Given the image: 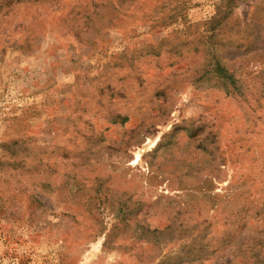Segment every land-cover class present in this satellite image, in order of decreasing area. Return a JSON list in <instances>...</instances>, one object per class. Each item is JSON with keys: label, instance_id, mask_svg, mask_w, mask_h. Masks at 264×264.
Masks as SVG:
<instances>
[{"label": "rangeland", "instance_id": "374dc122", "mask_svg": "<svg viewBox=\"0 0 264 264\" xmlns=\"http://www.w3.org/2000/svg\"><path fill=\"white\" fill-rule=\"evenodd\" d=\"M0 264H264V0H0Z\"/></svg>", "mask_w": 264, "mask_h": 264}, {"label": "bare ground", "instance_id": "6f19581e", "mask_svg": "<svg viewBox=\"0 0 264 264\" xmlns=\"http://www.w3.org/2000/svg\"><path fill=\"white\" fill-rule=\"evenodd\" d=\"M140 157H141V154H140V153H138L135 163H138V162H140Z\"/></svg>", "mask_w": 264, "mask_h": 264}]
</instances>
